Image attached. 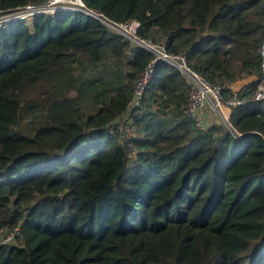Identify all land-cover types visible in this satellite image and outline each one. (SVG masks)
Masks as SVG:
<instances>
[{
    "label": "trees",
    "instance_id": "trees-1",
    "mask_svg": "<svg viewBox=\"0 0 264 264\" xmlns=\"http://www.w3.org/2000/svg\"><path fill=\"white\" fill-rule=\"evenodd\" d=\"M0 0V264H264V0ZM90 11L91 13H89ZM237 90L196 127L180 71L112 24Z\"/></svg>",
    "mask_w": 264,
    "mask_h": 264
},
{
    "label": "built area",
    "instance_id": "built-area-1",
    "mask_svg": "<svg viewBox=\"0 0 264 264\" xmlns=\"http://www.w3.org/2000/svg\"><path fill=\"white\" fill-rule=\"evenodd\" d=\"M62 1L63 0H47L44 5L39 7H35L31 4L26 5L23 9H21V15H24L28 11H30L28 13L53 11V9L57 6L73 10H82L84 7L83 0H68L70 2L68 5H61ZM88 12L91 13L90 11ZM106 23L110 27L129 37L136 44L141 45L147 51L154 54L153 59L138 75L134 83V93L130 101L129 108L126 111L127 114L140 106V99L142 97L144 87L152 77L155 62L158 60H164L180 71L188 87V99L185 105V113L192 119L194 125L204 130L212 124L222 123L226 128L231 130L233 129L229 121L231 110L233 107L244 103V100L237 97V91L232 89L233 83L224 86L210 81L187 64L185 54H172L166 52L163 43L164 41H162V43H154L150 40L139 38L135 34V29L137 27L136 21H132L131 26H129V34L121 28V25L128 24L130 22L119 24H112L111 22ZM258 54L260 56V69L263 78L257 85L254 97L257 100H261L264 99V26L262 40L258 47ZM16 233L17 228L13 231L4 233L1 238V243L11 242Z\"/></svg>",
    "mask_w": 264,
    "mask_h": 264
},
{
    "label": "rangeland",
    "instance_id": "rangeland-1",
    "mask_svg": "<svg viewBox=\"0 0 264 264\" xmlns=\"http://www.w3.org/2000/svg\"><path fill=\"white\" fill-rule=\"evenodd\" d=\"M62 4L61 5H68V4H70V2L67 0H63L62 2H61ZM26 11H28V10H26ZM28 12H30V11H28ZM25 13L24 15H26V14H31V13ZM15 14H18V15H20L21 14V10H19V11H16L15 12ZM21 16V15H20ZM4 20V18H0V22L1 21H3ZM131 24H132V22H130V23H128V24H122L121 25V28L127 33V34H129V31L128 30H130L129 29V26H131ZM133 28V27H132ZM127 113L125 112L123 115H122V117L123 118H125V117H127V115H126ZM3 235V234H2ZM1 238H2V236L0 237V240H1Z\"/></svg>",
    "mask_w": 264,
    "mask_h": 264
},
{
    "label": "crops",
    "instance_id": "crops-1",
    "mask_svg": "<svg viewBox=\"0 0 264 264\" xmlns=\"http://www.w3.org/2000/svg\"><path fill=\"white\" fill-rule=\"evenodd\" d=\"M255 77L256 76H249V77H246V78H243V79H240V80L234 82L232 84V89L235 90V91L239 90L240 88H242L250 80L256 79Z\"/></svg>",
    "mask_w": 264,
    "mask_h": 264
}]
</instances>
